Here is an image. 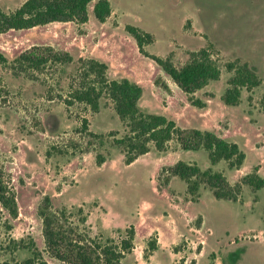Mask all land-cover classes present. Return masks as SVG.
<instances>
[{
  "label": "rangeland",
  "instance_id": "obj_1",
  "mask_svg": "<svg viewBox=\"0 0 264 264\" xmlns=\"http://www.w3.org/2000/svg\"><path fill=\"white\" fill-rule=\"evenodd\" d=\"M25 1L0 0V8L13 12ZM109 3L111 15L105 23L93 17L91 3L85 25L52 23L0 34V55L8 62L0 64V171L18 208L16 219L1 211L0 264H21L28 255L11 253L8 244L20 239L28 242L29 238L48 264H64L46 251L38 214L45 197L50 198L55 214L61 208L76 214L81 208L87 222L80 229L91 237L116 240L133 226L135 248L125 264H179L182 258L183 264H264V189L251 192L243 188L237 203L216 201L203 189L199 200L190 202L184 182L169 176L167 170L178 161L195 163L202 170L210 168L204 150H177L173 140L169 151L160 153L152 147L125 165L122 149L114 147L109 136L113 133L122 138L124 125L108 98L101 99L97 113L78 104L67 107L65 79L51 76L48 70L19 72L10 67L12 60L31 47H51L69 53L74 60L105 62L110 80L127 78L144 89H157L155 96H143L142 112L164 115L181 129L218 128L213 133L239 142L236 144L246 150L242 171H228L224 162L214 167L234 185L255 166L264 177V114L260 109L264 97V0ZM127 25L152 36L153 42L144 47L148 53L166 57L172 52L176 67L187 61L188 52L210 49L220 79L197 91L196 98L213 99L222 94L231 76L226 65L235 61L247 63L261 83L251 92H242L238 107L226 108L211 99V107L200 111L153 61L139 55L135 42L124 32ZM84 118L89 131L104 136L91 141V147L88 142L92 139L77 132ZM49 150L51 156L46 158ZM95 153L107 158L100 167L95 164ZM72 222L77 225V218ZM151 238L156 240V250L145 258ZM175 247L178 254L173 253Z\"/></svg>",
  "mask_w": 264,
  "mask_h": 264
},
{
  "label": "trees",
  "instance_id": "obj_2",
  "mask_svg": "<svg viewBox=\"0 0 264 264\" xmlns=\"http://www.w3.org/2000/svg\"><path fill=\"white\" fill-rule=\"evenodd\" d=\"M91 3L93 17L99 23H105L111 15L109 0H26L13 12L7 13L0 8V34L30 30L52 23L85 25L89 19L88 6ZM124 32L135 42L139 55L153 61L186 95L192 107L199 110L206 108V103L194 97V94L210 83L218 81L221 75L209 48L188 52L187 61L181 67H176L172 52L166 57H161L145 51L144 47L153 42L150 34L130 25L124 27ZM7 63V59L0 55V64L5 66ZM10 67L19 72L43 73L48 70L51 76L65 79L68 83L64 98L67 107L78 104L92 113H97L101 99L108 98L116 116L124 125L125 134L122 138H115L113 133L109 136L112 137V145L122 149L125 165H130L139 157L146 155L152 147L160 153L169 151L173 140L177 143V148L183 151L204 150L210 168L202 170L195 163L178 161L167 170L169 176L184 182L190 202H197L203 189L210 191L216 201L230 203L239 201L243 188H248L251 192L264 189V177L258 173L257 167H253L250 173L243 175L234 185L229 183L224 172L212 168L220 162L226 164L228 171H237L243 166L246 156L236 143L229 142L210 130L181 129L175 121L164 115L142 112L138 107L143 93L142 88L127 78L110 80L107 76L108 67L103 62L83 58L74 60L67 52L56 51L51 47L34 46L12 60ZM226 69L231 76L219 100L226 107H238L241 104L242 92H251L261 82L247 63L235 61L228 63ZM260 109L264 114V97L260 101ZM77 132L92 139L88 142V147L93 145L91 141L104 138L103 135L88 130V121L85 118L80 121V129ZM57 152L63 154L60 149H57ZM71 155L75 153L72 152ZM50 156L49 150L45 157ZM106 159L101 153L94 155L98 167ZM169 176L164 179L166 185ZM51 207L50 198L45 197L38 212L42 219V236L46 251L51 258L64 264H125V258L132 254L135 248L133 226L121 232L116 240L101 235L91 237L84 228L80 229V226L85 227L87 222V214L81 208L76 214L65 208H61L55 214ZM2 210L12 219L18 217L15 195L0 171V220ZM75 217L77 225L72 222ZM200 224L198 221L197 229L200 228ZM5 228L10 229V226L5 223ZM28 240V242L24 239L10 240L8 245H11V249L10 247L7 249H10L11 253L22 252L28 255L21 264H48L35 242L31 238ZM155 250L156 240L151 238L147 242L144 257L147 258ZM178 252V247H175L173 253ZM183 263L182 258L179 264Z\"/></svg>",
  "mask_w": 264,
  "mask_h": 264
},
{
  "label": "crops",
  "instance_id": "obj_3",
  "mask_svg": "<svg viewBox=\"0 0 264 264\" xmlns=\"http://www.w3.org/2000/svg\"><path fill=\"white\" fill-rule=\"evenodd\" d=\"M103 63H105V62H103ZM137 84V83H136ZM139 85V84H138ZM141 87V86H140ZM142 88V87H141ZM142 91H143V93H142V96H141V98H140V100H139V102H138V107H140V103H141V100H142V98H143V96L145 95V93H148V95H151V97H153V96H155L156 95V91H157V89H153V88H147V89H144V88H142ZM220 95H221V93L220 94H218L217 96H215L213 99H215V100H218L219 102H220V100H219V97H220ZM161 96V95H160ZM154 99V98H153ZM211 99L212 98H209V99H204L203 101L206 103V108L205 109H202V110H208L211 106H210V102H211ZM212 99V100H213ZM155 100V99H154ZM221 103V102H220ZM221 105H223L222 103H221ZM224 106V105H223ZM224 107H226V106H224ZM226 108H229V107H226ZM202 110H200V111H202ZM199 129H201V128H199ZM201 130H203V129H201ZM204 130H210V131H212V132H215V131H217L218 130V128H215V127H213L212 129H204ZM261 135H264V132H262L261 133ZM234 143H237V144H239V142H235L234 141ZM177 150H178V148H177ZM177 150H175L174 152H176ZM244 153H245V156H247V153H246V150H244ZM257 155V154H256ZM258 156V155H257ZM245 159H246V157H245ZM258 159H260L259 158V156H258ZM245 162V161H244ZM259 163H261L260 161L258 162V164ZM244 164V163H243ZM215 167V166H214ZM214 167H212L213 169H214ZM255 167H258V166H255ZM215 170V169H214ZM243 170V166L240 168V170H238V172L239 171H242ZM244 174H247L246 172H244L242 175H244Z\"/></svg>",
  "mask_w": 264,
  "mask_h": 264
}]
</instances>
